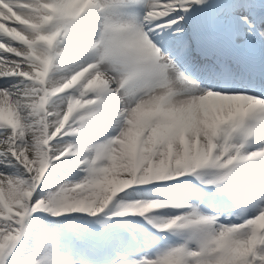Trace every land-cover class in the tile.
I'll use <instances>...</instances> for the list:
<instances>
[{
    "label": "snow or ice",
    "instance_id": "1",
    "mask_svg": "<svg viewBox=\"0 0 264 264\" xmlns=\"http://www.w3.org/2000/svg\"><path fill=\"white\" fill-rule=\"evenodd\" d=\"M0 264H264V0H0Z\"/></svg>",
    "mask_w": 264,
    "mask_h": 264
},
{
    "label": "bare ground",
    "instance_id": "2",
    "mask_svg": "<svg viewBox=\"0 0 264 264\" xmlns=\"http://www.w3.org/2000/svg\"><path fill=\"white\" fill-rule=\"evenodd\" d=\"M51 171V170H50ZM68 171V173H71V172H75V170H72V169H68L67 170ZM56 178H58L55 174H53L51 177H50V179L52 180V181H56Z\"/></svg>",
    "mask_w": 264,
    "mask_h": 264
},
{
    "label": "rangeland",
    "instance_id": "3",
    "mask_svg": "<svg viewBox=\"0 0 264 264\" xmlns=\"http://www.w3.org/2000/svg\"><path fill=\"white\" fill-rule=\"evenodd\" d=\"M71 173H73V172H71ZM65 179H68V180L76 179V176H74V175H67V176L65 177ZM56 181L59 182V181H58V178H56Z\"/></svg>",
    "mask_w": 264,
    "mask_h": 264
}]
</instances>
